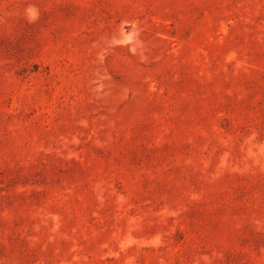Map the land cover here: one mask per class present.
<instances>
[{
  "label": "rangeland",
  "instance_id": "obj_1",
  "mask_svg": "<svg viewBox=\"0 0 264 264\" xmlns=\"http://www.w3.org/2000/svg\"><path fill=\"white\" fill-rule=\"evenodd\" d=\"M0 264H264V0H0Z\"/></svg>",
  "mask_w": 264,
  "mask_h": 264
}]
</instances>
